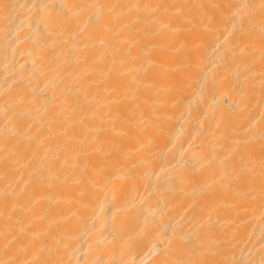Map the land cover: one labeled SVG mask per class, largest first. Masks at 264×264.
I'll use <instances>...</instances> for the list:
<instances>
[{"label":"bare ground","instance_id":"obj_1","mask_svg":"<svg viewBox=\"0 0 264 264\" xmlns=\"http://www.w3.org/2000/svg\"><path fill=\"white\" fill-rule=\"evenodd\" d=\"M0 264H264V0H0Z\"/></svg>","mask_w":264,"mask_h":264}]
</instances>
